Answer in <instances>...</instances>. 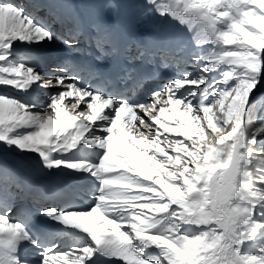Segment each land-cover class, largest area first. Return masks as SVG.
<instances>
[{
  "label": "snow or ice",
  "instance_id": "obj_1",
  "mask_svg": "<svg viewBox=\"0 0 264 264\" xmlns=\"http://www.w3.org/2000/svg\"><path fill=\"white\" fill-rule=\"evenodd\" d=\"M80 2L0 0V53L15 42L43 45L56 39L69 51L96 54L95 64L71 66L72 76L43 80L32 68L6 69L15 78L0 83L17 91L38 81L59 91L42 113L0 95V141L36 153L46 169L88 172L100 185L88 211L57 214L42 207L35 177L0 159V264H29L22 251L26 244L37 245L27 227L33 209L85 234L94 245L64 251L52 244L39 252L37 264H87L97 252L123 264H147L134 240L158 249L165 264H264V244L256 254L245 247L264 233V149L249 147L257 145L264 124L250 138L244 131L250 98L264 96V0H132L137 7L129 13L121 10L124 0H86L87 9H78ZM153 11L186 28L195 48L211 44L218 50L206 57L186 53V45L158 24L141 37ZM5 59L0 54V61ZM188 62L202 63V75L158 87L164 80L159 69ZM221 65L231 71L214 83L226 87L214 92L210 104L204 94L197 100L206 74ZM81 75L121 93L144 91L149 102L104 98L76 86ZM181 89L185 94L177 96ZM101 121L108 126L96 131L106 135L85 140ZM20 127L33 130L9 138ZM82 141L103 150L97 165L49 158L50 152L66 153ZM13 209L15 221L9 219ZM165 219L167 226L159 227Z\"/></svg>",
  "mask_w": 264,
  "mask_h": 264
},
{
  "label": "bare ground",
  "instance_id": "obj_2",
  "mask_svg": "<svg viewBox=\"0 0 264 264\" xmlns=\"http://www.w3.org/2000/svg\"><path fill=\"white\" fill-rule=\"evenodd\" d=\"M84 1L86 3V0H84ZM135 6H136V3L132 2V0H124V2L120 5L121 10L124 13L131 12V10L135 8ZM86 7H89V5L87 3H86ZM170 22H171V20H169L167 18V16H165L163 19H161L160 17L156 16L155 12L153 11L150 13V15H148V20L146 23H144L145 26L141 27L140 32H145L146 36H147L151 33L150 25L158 24L159 26H161L163 24L165 25L166 23L172 24ZM41 23H42V26H46L45 21L41 22ZM174 30H175V33H173V34H176L178 37L182 38V39H179L176 36V37H174V39H178L181 43H188L186 46L185 52L186 53H194L197 50V48H195L192 45V42L190 39V34L187 32L186 28L181 27L179 24L176 23ZM185 32L189 34L188 38H185ZM53 44H56L57 46H59L57 48H54L56 50V52L57 51L61 52L62 49L68 50L67 48H65V46L62 42L58 43V42H56L55 39H53V41L51 43L45 42L43 45L21 44L19 42H15L13 47H11L10 49H8V50H6L0 54H6L7 55L8 52L11 53V52H14L17 50H23L25 48H28L29 50L36 51V52H39L40 50H44V49L51 50ZM203 53H204V51H203ZM185 65L188 66V70L193 69L192 64L190 62L186 63ZM53 68H55V67H53ZM6 69H10L8 63L5 62L4 60L0 61V72L6 71ZM159 71L161 72L162 79H164V80L159 81L158 87H162L166 81L165 80L166 75H168L172 71V69L170 67H168V68H164V69H159ZM174 74H176V73H174ZM181 76H182L181 74H178L177 76L173 77L172 79H179V78H181ZM10 79H12V78L1 74V81L0 82L7 81ZM217 87H218L217 85H214L211 82H209L205 87L198 89L197 94H199V92L200 93L206 92L208 95L210 90H213L214 88H217ZM12 89L13 88L8 87V86L4 85L3 83H0V95H4V96H7L9 98L15 99L14 97H11L10 91ZM184 90L185 89L179 90L177 92V96H182L181 93ZM57 91H59V90H56L55 92H57ZM16 92H18V91L16 90ZM92 92L94 94L98 93L95 90H92ZM143 92L144 91H140L138 94H135L133 97H131V99L139 102L141 100ZM209 96H212V95L210 94ZM102 97H104V96L102 95ZM198 97H200V95L197 96V98ZM15 100H17V99H15ZM17 101L22 103V104H25V105H31V103H28V101L26 99L17 100ZM48 103H49V101H47L45 103L44 109L46 108ZM193 103H196V101H193ZM204 103L206 104L205 101H204ZM38 107H40L39 104L34 106V107H31L29 110L32 113H35L36 111H37L36 113H38ZM252 109L253 108H251V110ZM109 116H111V113H109ZM248 125H249L248 124V116H244L245 134L247 133ZM101 126L107 127L108 121L97 122V124H95L93 126L92 135L90 137L100 136L102 138L104 135H106V133L96 131V129L100 128ZM32 130H33L32 128L20 127V128L14 129L12 132L8 133L7 135L9 136V138H17V137L23 136L24 134H26L27 132H30ZM228 130L230 131V128ZM89 138L85 137V140H87ZM75 147H77L79 150H81V152H79L77 154L73 153L71 155H69L68 152H67L68 155H66V153H51L50 152L49 158L52 160L59 159V160L69 161V162H71V161L83 162L85 165L95 166L98 164L100 157L103 155L102 149L95 147V146L87 145L83 141L78 143ZM0 159L5 161L9 167L13 168L16 171L22 169L23 167H28L31 170V172H33L35 174L41 173L43 178L49 184L53 183L55 181V179L60 180L62 177L61 171H63V169H64V168L46 169L43 166V161L41 160L39 155H37L36 153L22 152L15 145L9 146L6 142H3V141H0ZM82 173H83V176L85 177L84 181H82L79 184L77 190H75L74 193H71V195L69 196V201L67 203H62L60 206L61 210H63L64 212L88 211L92 207V205L93 206L95 205L94 203L90 202L89 199L93 197L92 194L94 193V191L97 187V184H99V183H98V181L94 182V180L96 178H94L90 173L84 172V171H82ZM60 201L64 202V200H60ZM95 203H96V199H95ZM29 206H31V203H29ZM11 217L14 220L17 219V215L14 213L12 214ZM166 226H167V224H166ZM184 227L188 228L190 226H184ZM192 231H193V233H195V232L199 231V229L193 228ZM128 232H130V229ZM64 242H65V238L62 239L61 243H64ZM133 242L138 247H143L146 250L147 249L150 250L151 251V253H150L151 257L155 256V258L161 259L163 261L159 250L156 249L155 247H151V246L146 247L140 241H136V240H134ZM86 243H88L89 246L94 247V245H92L89 238H88V241ZM261 244H264V233L258 232L255 239L246 242L245 247L250 254H256V249ZM71 246H74L73 241H70L69 247H71ZM38 247H40V246H38ZM63 249H66V248H63ZM164 264H165V262H164Z\"/></svg>",
  "mask_w": 264,
  "mask_h": 264
},
{
  "label": "rangeland",
  "instance_id": "obj_3",
  "mask_svg": "<svg viewBox=\"0 0 264 264\" xmlns=\"http://www.w3.org/2000/svg\"><path fill=\"white\" fill-rule=\"evenodd\" d=\"M129 9V8H128ZM130 10V9H129ZM57 47H59V46H57L56 44H53V46H52V49H54V48H57ZM203 51L204 50H201L200 52H202L203 53ZM199 52V53H200ZM215 52V50L214 49H208L207 51H204V57H206L207 55H209V54H211V53H214ZM225 71H231L230 69H228V68H225L224 69ZM222 74H223V72L221 73V76H222ZM223 78V77H222ZM205 101V100H204ZM206 102V101H205ZM207 104V103H206ZM251 108H253L252 110H251ZM258 109H259V111H258ZM249 110H251L250 112H249ZM37 112V111H36ZM35 112V113H36ZM245 112H247L248 113V129H247V135H246V137H248L249 138V136H250V134H251V132L253 131V130H255L257 127H258V124H259V122H258V119H259V117H260V122L263 124V122H264V96H261V97H259L257 100H255L254 102L251 100V98H250V101H249V105L246 107V110H245ZM250 116V117H249ZM210 131V130H209ZM252 146V145H251ZM250 147V146H249ZM94 182H97V179H95L94 180ZM99 185V184H98ZM100 186V185H99ZM95 192V191H94ZM92 203H94L95 204V200H94V202H92ZM112 218H114V219H118V214H113L112 215ZM161 219H163V217H161ZM169 223V221L167 220V219H165L164 220V224H162V225H160L159 227H166V224H168ZM165 225V226H164ZM124 231H126V232H128L129 231V229H124ZM158 231V229H154L153 230V232H157ZM82 246L84 247V246H86V245H83L82 244ZM81 245H78L77 246V248L76 249H78V248H81L82 247ZM72 249H74V248H72ZM157 263L158 264H164V262L161 260V259H158L157 260Z\"/></svg>",
  "mask_w": 264,
  "mask_h": 264
}]
</instances>
